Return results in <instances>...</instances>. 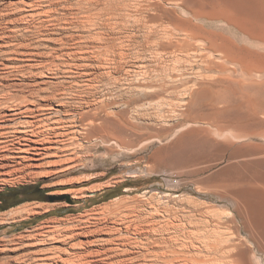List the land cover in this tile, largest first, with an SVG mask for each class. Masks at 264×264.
Wrapping results in <instances>:
<instances>
[{"label": "rangeland", "instance_id": "rangeland-1", "mask_svg": "<svg viewBox=\"0 0 264 264\" xmlns=\"http://www.w3.org/2000/svg\"><path fill=\"white\" fill-rule=\"evenodd\" d=\"M104 1L107 5L110 3V6L117 5L119 10L115 7L118 10L116 11L114 6L110 9L103 3ZM79 2L78 0H0V49H4L6 53L2 54V59L6 61L14 58L17 61L15 66L8 64L11 69L0 65V105L5 104L7 95L26 101L22 102L20 111L16 113L19 115L14 117L13 121H10L12 118L3 117L11 112L8 110L0 112V136L10 132V128L14 126L12 129L14 137L8 139L4 138L5 136L0 137V141L3 140L2 150L0 149V199H5L0 202V264H165L164 261L172 260L177 264L181 259L182 264L184 262L192 264L185 260L190 246L193 247L191 251L194 252V247L200 245L202 237L210 235L215 228L212 227L215 219L212 220L208 213L212 210L222 213L234 212V204L229 196L236 195L235 197L242 201L247 190H252L256 184L258 187L264 184V107L261 106V99L252 96L246 98L237 86L222 81L217 72L206 73V76L211 78L203 82L198 81L200 83L198 84L194 72L199 68L194 62V44H191L194 43V0L116 1L121 4H115L113 0L114 4L109 0H98L97 6L99 2L103 4L100 3L101 6H98L94 12H101L103 16L109 14L105 18H110L109 23L112 24L103 21L106 29L104 24L99 27L101 31L98 32L105 39L103 46H98V40L95 43L93 34L89 33L85 23L87 14L80 11L88 6L84 4L86 0ZM106 10L113 11L107 13ZM111 15L114 17L113 20ZM81 21H84L83 24ZM155 27H159V30ZM160 30L162 33L174 36L173 40L179 43L178 51H174L175 48L172 50L168 48L167 51V48L163 49L155 44L158 41L156 33ZM186 35H190L189 39ZM185 38L188 39L186 43H184ZM124 40H127L126 44L129 41L127 48L122 44ZM244 42L240 40L239 43ZM63 48L65 51L61 50ZM106 51L109 52L107 56H105ZM158 51L162 54L158 53L160 54L158 55ZM120 53L126 54L122 63L128 65L129 69L132 68L131 74L129 73L128 77L125 75L128 68H123V71L119 67L117 71L106 70L107 73H114L112 75L110 73L113 78L107 75L105 78L106 71L98 66H103L104 59H109L110 63H117L121 60L118 57ZM2 59L1 62L5 63ZM160 63L163 64L159 65ZM86 65H91V70L87 69ZM118 65L122 66L120 63ZM114 66L117 67V64L112 65L113 68ZM66 70L69 73L65 72ZM157 75L163 79L157 80L160 78H157ZM94 77L96 82L92 85H100V96H96L97 98L88 99L81 90L73 87L80 81L88 82L87 80ZM170 78L175 81H173L174 85L170 84L172 82H169ZM101 80L103 83L100 82ZM161 80L166 81L163 82L165 89L168 87V90H165L166 93L161 92L160 95L159 93L156 95L151 91L152 89H149L150 93L145 89V93L144 88L137 85L140 83V86H144L142 83L146 81L144 84L151 87V81L152 85L157 86ZM109 81L110 84L112 83L110 86L106 83ZM201 83L204 85L202 86ZM131 84L134 85L133 88ZM107 87L108 91H106ZM121 89L122 93L126 90L125 95H121ZM73 90L79 96H74ZM103 90L106 94H103L105 93ZM115 90H118L120 97ZM77 91H80V94ZM133 91H139L136 93L137 97H140L136 98V93ZM108 92L115 96L111 93L107 95ZM111 96L116 101H112ZM71 97H77V100L73 101ZM128 99L133 105H130V108L123 107ZM103 100L108 104L112 101L110 103L112 108L108 110V113L110 111L112 114L111 117L117 113L112 119L108 117L109 123L127 119V116L132 120L131 114L129 115L131 110H140L138 112L140 117L137 113V116L133 115L135 132L124 128L117 132V136L120 135L118 137L123 136L120 139L128 140L123 145L98 136L89 141L93 142L90 144L87 139L78 135L79 141L75 142L76 144L63 146L53 143L43 146L25 141L27 138L36 141L39 139L31 134L22 133V129L16 125L24 121L36 122V115L52 111L58 113L55 116L59 119L68 121L75 119L71 121L72 125L81 126V123L85 125L86 122L82 121L83 116L80 114L93 115L97 110L95 108L105 103ZM86 102L87 104H84ZM114 102L118 106L116 104L113 106ZM141 105L144 106L140 107ZM68 106H72V109ZM3 107H0L1 111L4 110ZM254 112L258 114L262 124L260 122L254 124L252 121ZM99 113L102 119L107 118L106 113ZM245 128L260 132L257 133L259 136H245L243 134ZM10 140L13 142L9 143ZM80 142L83 143L82 147ZM58 146L65 152L56 154L55 150ZM76 146L81 148L71 151ZM255 146L263 151L259 152L258 149L256 153V150L253 151ZM36 147H46L49 155L46 151L45 154L38 155L39 152L32 149ZM83 147L89 149L84 150ZM26 185L40 187L43 200H37V196L25 200L20 196L16 202L1 196L12 188ZM117 212L120 216H117ZM122 213L124 217L121 216ZM226 220V218L221 219L222 227L227 223ZM207 223L211 227H208ZM53 226L60 227L63 233L72 232L73 239L67 240L65 244L54 243L60 245L55 248L50 246L51 244L39 243L41 234L49 228H54ZM117 229L122 231L109 233L110 230ZM105 239L117 240L115 241L117 244L101 245L96 242ZM73 244L77 246L74 247ZM126 244L129 253L124 254L121 248ZM116 247L119 252L115 250ZM52 252L58 254L50 256ZM202 255L201 259L204 260L209 256L210 259L213 257L209 254L208 256L206 252ZM262 262L264 264V261Z\"/></svg>", "mask_w": 264, "mask_h": 264}, {"label": "bare ground", "instance_id": "bare-ground-1", "mask_svg": "<svg viewBox=\"0 0 264 264\" xmlns=\"http://www.w3.org/2000/svg\"><path fill=\"white\" fill-rule=\"evenodd\" d=\"M101 1V0H100ZM112 0H109V2ZM114 3L116 4H121V2H116L117 0H113ZM139 1V0H138ZM79 2V0H78ZM108 1H106L107 3ZM136 2V1H134ZM143 2V0H142ZM154 2V1H153ZM152 2V3H153ZM80 3V2H79ZM83 3V1H82ZM82 3H80L81 5H83ZM98 0H86V2H84V4H87L88 6H85L86 9L85 10H80L83 13H86L87 16L85 17V23L87 24L86 26L89 28V33L93 34V39L96 43H98V46L104 45L105 39H103V35L98 32L99 27L102 26L104 24L103 21H108L110 18H105L106 16H108L109 14L107 13H111L113 10H110L111 12H107L108 10H106V16L101 15V12H94L98 9V6L100 7L101 5H99L101 2H99L98 6H97ZM105 4V1L103 2ZM101 3V4H103ZM113 3V4H114ZM171 3V2H170ZM174 4V3H172ZM79 5V4H78ZM107 5V4H105ZM104 5V6H105ZM136 5V4H135ZM138 5V4H137ZM103 6V5H102ZM110 9L111 6L113 8L118 7L117 5H112L110 6V3L107 5ZM143 6V4H142ZM147 6V5H144ZM82 7V6H81ZM84 7V8H85ZM136 7V6H135ZM139 7V5H138ZM141 7V5H140ZM104 9V7H102ZM144 8V7H143ZM39 9V8H38ZM76 9V8H75ZM102 9V11H103ZM127 9V8H126ZM124 9V10H126ZM147 9V8H146ZM33 10V9H32ZM78 10V9H77ZM116 11L118 10L115 8ZM121 10V8H120ZM139 10V9H138ZM159 10V8H158ZM101 11V10H100ZM141 11V9L139 10ZM150 11V10H149ZM157 11V10H156ZM42 12V11H41ZM40 12V13H41ZM115 12V11H114ZM113 12V14H114ZM120 12V11H119ZM125 12V11H124ZM123 12V13H124ZM131 13V12H130ZM134 13V12H133ZM158 13V12H156ZM164 13V12H163ZM33 14V13H32ZM31 14V15H32ZM80 14V13H79ZM103 14V13H102ZM127 14V13H126ZM40 15V14H39ZM43 15V14H42ZM116 15V14H115ZM125 15V13H124ZM132 15V14H131ZM33 16V15H32ZM83 16V15H82ZM112 16V15H111ZM146 16V15H145ZM36 17V16H35ZM117 17V16H116ZM115 17V18H116ZM119 17V16H118ZM41 19V17H39ZM82 18V17H81ZM105 18V19H104ZM113 16L112 19L113 20ZM121 18V17H120ZM126 18H129L126 16ZM136 18V17H135ZM131 19V18H130ZM84 20V18H83ZM181 20V19H180ZM123 21V20H122ZM128 21V20H127ZM136 21V20H135ZM142 21V20H141ZM145 21V20H144ZM191 21V19H190ZM84 21H81V23ZM187 22V21H186ZM80 23V22H79ZM107 23V24H108ZM123 23V22H122ZM138 23V22H137ZM153 23V22H152ZM182 23V22H181ZM83 24V23H82ZM111 24V23H109ZM114 24V23H113ZM118 24V23H117ZM120 24V22H119ZM129 24V23H128ZM134 24V23H133ZM164 24V23H163ZM162 24V25H163ZM167 24V23H166ZM188 24V23H187ZM75 25V24H74ZM78 25V24H77ZM112 25V24H111ZM127 25V24H126ZM125 25V27H126ZM136 25V24H135ZM151 25V24H150ZM156 25V24H155ZM105 24H104V28H105ZM110 26V25H109ZM131 26V25H130ZM159 26V25H158ZM81 27V26H80ZM116 27V26H115ZM114 27V28H115ZM118 27V26H117ZM133 27V26H132ZM216 29H213L215 28ZM83 29L85 27H82ZM82 28L80 30H82ZM103 28V27H102ZM101 28V29H102ZM147 28V27H146ZM156 28V27H155ZM106 29V28H105ZM111 29V28H110ZM126 29V28H125ZM128 29V28H127ZM131 29V28H130ZM157 30H159V27L156 28ZM155 29V30H156ZM163 29V28H162ZM168 29V28H167ZM78 30V29H77ZM116 30V29H115ZM120 30V29H119ZM118 30V31H119ZM166 30V29H165ZM179 30V29H178ZM177 30V31H178ZM37 31V30H36ZM101 31V30H100ZM151 31V30H150ZM183 31V30H182ZM85 32V31H84ZM88 33V31H86ZM109 32V31H108ZM156 32V31H155ZM154 32V33H155ZM158 32V31H157ZM161 32V33H160ZM160 32L156 33V40L158 39V41L155 42L156 45L161 46L163 49L168 48L171 50L174 49L178 51L177 47L179 43H176V40L174 41L173 35H170L169 33H162V31L160 30ZM165 32V31H163ZM169 32V30H168ZM171 32V31H170ZM185 32V31H184ZM152 33V31H151ZM37 34V33H36ZM120 34V33H119ZM172 34V32H171ZM174 34V33H173ZM85 35V33H84ZM95 35V38H94ZM74 36V35H73ZM78 36V35H77ZM126 36V35H125ZM153 36V34H152ZM187 36V35H186ZM190 36V35H188ZM187 36V37H188ZM71 37V36H69ZM76 37V36H75ZM128 37V36H126ZM131 37V36H129ZM86 38L87 35H86ZM107 38V37H106ZM133 38V37H132ZM131 38V39H132ZM153 38V37H152ZM182 38V37H181ZM73 39V38H72ZM75 39V38H74ZM127 39V38H126ZM189 39V37H188ZM188 39L185 38L184 39V43L188 42ZM128 40V39H127ZM124 40L122 44H124L125 46L129 43V41L126 44V41ZM240 40H244V43H239ZM82 41V40H81ZM118 41V40H117ZM131 41V40H130ZM194 62L198 65L199 70L197 72H194V78L196 79V81H205V80H209L211 77H207L206 73H211V72H217L220 74L219 78L224 82L227 81L230 84H234L235 86H237L240 89L241 94H245V97H258L261 99V106L264 107V0H194ZM62 42V40H61ZM64 42V41H63ZM116 42V41H115ZM182 42V41H181ZM12 43V42H11ZM17 43V42H16ZM89 43V42H88ZM113 43V42H112ZM114 44V43H113ZM65 46V44H63ZM83 45V44H82ZM80 45V46H82ZM93 45V44H92ZM124 45H122V47L124 48ZM130 45V44H129ZM63 46V47H64ZM79 46V45H78ZM85 46V45H84ZM112 46V45H111ZM115 46V44L113 45ZM131 46V45H130ZM154 46V45H152ZM4 47V46H3ZM95 47V46H94ZM116 47V46H115ZM129 47V46H128ZM5 48V47H4ZM14 48V47H13ZM16 48V47H15ZM68 48V47H67ZM83 48V47H82ZM99 48H103V47H99ZM127 48V46H126ZM132 48V47H131ZM160 48V47H159ZM12 49V48H11ZM89 49V48H88ZM95 49V48H93ZM92 49V50H93ZM118 49V48H117ZM122 49V48H121ZM158 49V48H157ZM6 50V49H5ZM8 50V48H7ZM10 50V49H9ZM61 50H64L61 49ZM90 50V49H89ZM110 50V49H109ZM154 50V49H153ZM184 50V49H182ZM65 51V50H64ZM112 51V50H111ZM115 51V50H114ZM113 51V52H114ZM127 51V50H126ZM157 51V50H156ZM61 52V51H60ZM90 52V51H88ZM102 52V51H101ZM155 52V51H154ZM170 52V51H169ZM3 53H5L4 49H0V65H5L4 67H8L11 69V66H15V64L17 63V61L13 59L3 60ZM23 53V52H22ZM119 53V52H118ZM153 53V52H152ZM160 53L159 51L157 52V54ZM6 54V53H5ZM109 54L108 51H106V55L107 56ZM129 54V53H128ZM156 54V57H157ZM162 54V53H160ZM158 54V55H160ZM172 54V53H170ZM176 54V53H174ZM117 55V54H116ZM125 55L124 53H120L118 55V57L121 59L119 60L117 63H110L108 62L109 59H104L103 62V66L100 67L98 66V68H100L101 70H110V71H117L119 70V67H121V69L123 70V68H128L126 70L125 75H129L130 71H132L131 69H129V67L125 66V64L122 63V60L125 61ZM6 56V55H4ZM8 56L9 53H8ZM104 56V54H103ZM163 56V55H162ZM174 56V55H173ZM13 57V56H12ZM74 57V56H73ZM83 57V56H82ZM81 57V58H82ZM115 57V56H114ZM161 57V56H160ZM159 57V58H160ZM175 57V56H174ZM178 57V56H177ZM80 58V59H81ZM89 58V57H86ZM130 58V57H129ZM158 58V57H157ZM154 58V59H157ZM163 58V57H162ZM161 58V59H162ZM179 58V57H178ZM1 59L3 61H5V63L1 62ZM7 59V58H6ZM79 59V62L81 61ZM90 59V58H89ZM174 59V58H173ZM75 60V59H74ZM115 60V59H114ZM159 60V59H158ZM157 60V62H158ZM70 61V60H69ZM87 61V60H86ZM89 61V60H88ZM96 61V60H95ZM113 61V60H111ZM116 61V60H115ZM113 61V62H115ZM155 61V60H154ZM160 61V60H159ZM163 62V60H161ZM68 62V61H67ZM66 62V63H67ZM165 62V61H164ZM65 63V64H66ZM73 63V62H72ZM77 63V62H76ZM81 63V62H80ZM85 63V62H84ZM89 63V62H88ZM118 63H120L122 66H119ZM128 63V62H127ZM11 66H9V65ZM21 64V63H20ZM97 64V63H96ZM101 64V63H100ZM113 64H117V67L113 68L112 65ZM130 64V63H129ZM163 63H160L159 65H161ZM57 65V64H56ZM74 65V64H73ZM77 65H79V63H77ZM92 65V64H91ZM91 65H86L87 69L91 67ZM124 65V66H123ZM25 66V65H24ZM34 66V65H33ZM70 66V65H69ZM80 66V65H79ZM130 66V65H129ZM3 67V66H2ZM26 67V66H25ZM31 67V65L29 66ZM59 67V64H58ZM64 67V65H63ZM85 67V66H84ZM95 68V64L93 66ZM16 68V67H15ZM14 68V69H15ZM56 68V67H55ZM66 68V67H64ZM80 68V67H79ZM92 68V67H91ZM90 68V70H91ZM22 69V68H21ZM19 69V70H21ZM26 68H23V70ZM32 69V67H31ZM17 70V69H16ZM30 70V69H29ZM72 70V69H71ZM96 70V69H95ZM99 70V69H97ZM100 70V71H101ZM121 70V71H122ZM172 70V69H171ZM179 70V69H178ZM31 71V70H30ZM73 71V70H72ZM120 71V72H121ZM124 71V70H123ZM136 71V70H135ZM174 71V70H173ZM65 72L69 73L68 70H66ZM109 72V71H108ZM142 72V71H141ZM140 72V73H141ZM176 72V71H174ZM87 73V72H86ZM104 73V72H103ZM111 73V72H110ZM107 73L106 74L109 78H113L111 77V75L114 73ZM139 73V74H140ZM161 73V72H160ZM173 73V72H172ZM88 74V73H87ZM85 74V75H87ZM91 74V72H90ZM131 74V73H130ZM143 74V73H142ZM156 74H158V72L156 71ZM44 75V74H43ZM66 75V74H65ZM117 75V74H116ZM145 75V74H144ZM143 75V76H144ZM159 75V74H158ZM157 75V76H158ZM105 76V78L107 77ZM122 76V74H121ZM136 76V75H135ZM138 76V75H137ZM136 76V77H137ZM142 76V75H141ZM142 76V77H143ZM82 77V76H81ZM93 77V76H91ZM96 77V76H95ZM94 77V79H95ZM125 77V76H124ZM129 77V76H128ZM127 77V78H128ZM147 78V76H144ZM155 77V76H154ZM160 76H158L157 78H159ZM162 77V74H161ZM159 78L156 79L160 80L163 78ZM62 78V77H61ZM67 78V77H66ZM80 78V77H79ZM85 78V76H84ZM97 78V77H96ZM104 78V79H105ZM108 78V79H109ZM135 78V77H134ZM141 78V77H140ZM149 78V77H148ZM70 79V78H68ZM89 79L87 80L88 82L84 81H80V83L76 84L74 83L76 90H81V93H84L88 99L89 97H99V91H100V85H92L93 83L96 82V79L94 80ZM121 79V78H120ZM129 79V78H128ZM138 79V78H137ZM150 79V78H149ZM148 79V81H149ZM155 79V80H156ZM169 79V78H168ZM171 79V78H170ZM178 78H176L177 80ZM180 79V78H179ZM98 80V79H97ZM106 80V79H105ZM110 80V79H109ZM117 80V79H116ZM135 80V79H133ZM144 80V79H143ZM154 80V81H155ZM114 81V80H113ZM111 81V82H113ZM118 81V80H117ZM128 81V80H126ZM141 82V80H139ZM138 81V83H139ZM153 81V80H152ZM165 80H161L159 81L160 84L158 85V82H155L157 84L156 85H152L151 81H150V85L151 87H147L144 83H142V85L144 86H140V83L137 84L139 87L144 88V92L146 93L145 89H152L151 91H153L154 93H160L168 90L165 89ZM172 81L169 80V82ZM174 81V80H173ZM173 81L170 82V84H173ZM99 82V81H97ZM102 82V80L100 81ZM116 82V81H115ZM134 82V81H133ZM163 82V83H161ZM175 82V81H174ZM66 83V82H65ZM103 83V82H102ZM109 83L108 85L110 86V81L106 82ZM114 83V82H113ZM119 83V82H118ZM147 84V83H146ZM198 84H200L198 82ZM108 85H104V86H108ZM115 85V84H114ZM119 85V84H118ZM130 85V84H129ZM135 85V86H137ZM174 85V84H173ZM202 85V83H201ZM204 85V84H203ZM202 85V86H203ZM1 86V85H0ZM108 86V87H109ZM134 86L133 84H131V87ZM146 86V87H145ZM149 86V85H148ZM169 86V85H168ZM200 86V85H199ZM102 87V86H101ZM107 87V88H108ZM227 87V86H226ZM232 87V86H231ZM1 88V87H0ZM106 88V87H105ZM113 88V87H112ZM122 88V87H120ZM119 88V89H120ZM133 88V87H132ZM131 88V89H132ZM237 88V90H238ZM115 89V87H114ZM117 89V88H116ZM118 89V90H119ZM123 89V88H122ZM122 89L120 90V92L122 91ZM130 89V88H129ZM130 89V90H131ZM138 89V88H137ZM234 89V88H233ZM109 88L106 90L108 91ZM118 90L116 91V94H118ZM128 90V89H127ZM139 90V89H138ZM141 90V89H140ZM205 90V89H204ZM235 90V89H234ZM237 90L235 91L237 93ZM75 90H73L72 92H74ZM104 91V90H103ZM113 91V92H115ZM126 91V90H125ZM123 90V93L121 95H125ZM239 91V90H238ZM78 92V91H77ZM80 92V91H79ZM78 92V93H79ZM105 92V91H104ZM112 92V91H111ZM110 92V93H111ZM119 92V93H120ZM134 92V91H133ZM139 92V91H136ZM134 92V93H136ZM150 93V90L148 91ZM147 92V93H148ZM168 92V91H167ZM233 92V91H232ZM108 92L107 95L110 94ZM128 92H126V96ZM131 93V92H130ZM145 93H141L142 95ZM166 93V91H165ZM234 93V92H233ZM239 93V92H238ZM69 94V93H68ZM65 94V95H68ZM80 94V93H79ZM103 94H106L103 93ZM113 95V93H111ZM110 94V95H111ZM133 94V93H131ZM163 94V93H162ZM235 94V93H234ZM64 95V96H65ZM99 95V96H98ZM106 95V96H107ZM140 95V94H139ZM158 95V97H159ZM255 95V96H254ZM74 96H79L77 94H75L74 92ZM103 96V95H102ZM101 96V97H102ZM105 96V95H104ZM115 96V95H113ZM118 96L120 97V95L118 94ZM151 96V95H150ZM7 97V101H5L4 105H0L4 106V110H0V112H4L6 110H8L9 112H11V114H5L3 117L4 118H12L10 119V121H13L14 117H17L19 114H16L17 112L20 111L21 109V104L22 102L25 103L26 101L20 100L21 98H18L16 96H6ZM68 97V96H66ZM82 97V95L80 96ZM96 97V98H97ZM123 97V96H122ZM125 97V96H124ZM123 97V98H124ZM135 97V96H133ZM140 97V96H138ZM137 97V93H136V98ZM149 97V95H148ZM251 97V98H252ZM23 98V97H22ZM25 98V97H24ZM73 98V101H76L77 97H71ZM110 99V97H108ZM118 98V97H116ZM83 99V98H82ZM108 99V100H109ZM112 99V96H111ZM114 99V97H113ZM112 101H116L113 100ZM121 99V98H119ZM126 99V98H125ZM140 99V98H139ZM250 99V98H249ZM257 99V98H256ZM26 100V99H24ZM87 100V99H86ZM98 100V99H97ZM101 100V98H100ZM107 100V99H106ZM122 100V99H121ZM129 101L124 104L123 107H127L130 108V105H133V103H131L130 99H128ZM134 100V99H132ZM248 100V99H247ZM79 101V100H78ZM94 101V100H93ZM104 101V100H103ZM111 101V100H110ZM111 101V102H112ZM126 101V100H124ZM245 101V100H244ZM254 101V100H253ZM4 102V101H3ZM85 102V101H84ZM105 102V101H104ZM110 102V103H111ZM119 102V101H118ZM135 102V101H132ZM137 102V100H136ZM74 103V102H73ZM106 103V104H105ZM103 105L101 104L100 107L95 108L97 109L96 112L93 115H84V114H80L82 118L83 122H86V124L84 125L83 123H81V126H75L72 125L71 121L68 120H63L57 118L55 115L58 114L57 112L54 113V111H52L53 109H51V111L54 113H39V115H36V122H30V121H24L21 122L18 125V127H20L22 130L21 132L24 134H31L33 137H36L37 139H39V141L36 140H31V139H25V141L28 142H33V143H38L40 145H46V144H53V143H58L61 144L63 146H68L71 144H76L75 142H78L79 137L78 135H81L84 139H87V141H92V139L96 138L98 136V138H107L108 140L111 139L114 142L120 143V144H124L125 142H127V138L126 139H120L121 137L118 134L117 136V132L119 130H130V131H134L135 132V125L132 123V120H134L133 115L137 116L138 112L140 110H136V111H132L129 113V115L131 114V119H128V116L126 117L127 119H122V120H118V121H113L111 123H109L108 121V117H110V119H112L113 116L117 115V113L115 115H113L111 117L112 114H110V111L108 113V110L112 108V106L110 105V103L108 104V102H105ZM120 103V102H119ZM123 103V102H121ZM159 103V102H158ZM252 103V101H251ZM68 104V103H67ZM79 104V103H77ZM82 104V102H81ZM80 104V105H81ZM84 104H87L84 103ZM83 104V105H84ZM116 104L118 106L117 103H112ZM157 105V102L155 103ZM207 104V103H206ZM76 105V104H75ZM81 105V106H83ZM115 105V106H116ZM154 105V104H152ZM253 105V103H252ZM29 106V105H28ZM89 106V105H88ZM114 106V105H113ZM121 106V105H120ZM144 105H141L140 107H143ZM151 106V105H150ZM239 106V105H238ZM66 107V106H64ZM70 107V106H68ZM72 107V106H71ZM70 107V109H72ZM77 107V106H76ZM79 107V105H78ZM156 107V106H155ZM155 107H151V108H155ZM162 107V106H160ZM116 107H114L115 109ZM139 108V107H138ZM148 108V107H147ZM150 108V107H149ZM256 108V107H255ZM262 108V107H261ZM46 109V108H45ZM44 109V111H46ZM82 109V108H79ZM140 109V108H139ZM159 109V108H158ZM258 109V108H257ZM256 109V110H257ZM121 110V109H120ZM142 110V108H141ZM145 110V108L143 109ZM148 110V109H147ZM150 110V109H149ZM163 110V109H161ZM254 110V111H256ZM75 111V110H74ZM128 111V109H127ZM130 111V110H129ZM70 112V111H68ZM99 112H103L104 114L106 113V117L102 119V116H99ZM116 112V111H115ZM120 112V111H118ZM147 112V111H146ZM258 112V111H257ZM27 113V112H25ZM67 113V112H66ZM71 113V112H70ZM137 113V114H136ZM142 113V111H141ZM144 113V111H143ZM158 114V112H156ZM255 114V118H252V121L254 122V124H258L257 122H260L262 124V121L260 120L258 114H256V112H254ZM22 114V113H21ZM73 114V113H72ZM71 114V115H72ZM103 114V115H104ZM114 114V113H113ZM119 114V113H118ZM128 114V113H127ZM136 114V115H135ZM24 115V114H23ZM70 115V114H69ZM148 115V114H147ZM257 115V116H256ZM67 116V115H64ZM122 116V114H121ZM146 116V115H145ZM144 116V118H145ZM158 116V115H157ZM163 116V115H162ZM161 116V117H162ZM70 117V116H69ZM117 117V116H116ZM115 117V119H117ZM125 117V116H122ZM138 117L139 114H138ZM25 118V117H24ZM114 118V117H113ZM130 118V117H129ZM163 118V117H162ZM114 119V120H115ZM138 118H136L137 120ZM75 120V119H74ZM73 120V121H74ZM77 120V119H76ZM135 120V121H136ZM145 120V119H144ZM159 120V119H158ZM236 120V119H235ZM72 121V122H73ZM78 121V120H77ZM79 121V122H82ZM157 121V120H156ZM160 121V120H159ZM233 121V120H232ZM249 121V120H247ZM245 122L246 124L248 122ZM264 121V119H263ZM228 122V121H227ZM242 122V121H241ZM244 122V121H243ZM252 122V123H253ZM77 124V123H76ZM96 124L98 126H96ZM231 124V123H229ZM264 124V123H263ZM38 126V127H37ZM139 126V125H138ZM228 126V125H227ZM14 128V126H13ZM13 128H10V132H7L5 134H3V136H5L4 138H12L14 137V131H12ZM17 128V127H16ZM124 128V129H123ZM138 128V127H137ZM230 128V127H229ZM19 129V128H17ZM231 129V128H230ZM237 128H235L236 130ZM252 129V128H251ZM97 130V132H96ZM139 130V129H137ZM234 130V129H233ZM127 132V131H126ZM243 134L245 136H259L256 130H250V129H244L243 130ZM263 132V131H262ZM124 134V133H123ZM242 134V133H241ZM240 134V135H241ZM238 135V134H237ZM243 135V136H244ZM2 136V135H1ZM0 136V137H1ZM2 136V137H3ZM152 136V135H151ZM242 136V135H241ZM81 137V138H82ZM126 137V136H125ZM246 137V139H247ZM262 137V135L260 136ZM82 138V139H83ZM241 139V137H239ZM243 138V137H242ZM83 139V140H84ZM101 140V139H100ZM131 140V139H130ZM3 141V140H2ZM2 141H0V149L2 150ZM6 142V141H5ZM10 142H13V140H10ZM82 142V141H81ZM80 142V143H81ZM90 143V142H89ZM93 143V142H91ZM90 143V144H91ZM107 143V141H106ZM110 143V142H109ZM8 144V143H7ZM79 144V143H78ZM82 144H80V146L82 147ZM130 144V143H129ZM257 144V143H256ZM6 145V144H5ZM127 145V144H126ZM250 145V144H249ZM25 147H31L30 145H24ZM80 146H76L73 150L71 149V151L77 150L79 148H81ZM84 146V145H83ZM94 146V145H93ZM49 147V146H48ZM51 147V146H50ZM97 147V146H96ZM131 147V146H128ZM127 147V148H128ZM133 147V146H132ZM253 147V146H251ZM256 147V146H255ZM254 150H258L263 151L262 149L260 150V147H256V149ZM4 148V147H3ZM5 148H7L5 146ZM69 148V147H68ZM85 147H83L84 149ZM92 148V147H91ZM262 148V146H261ZM37 150L38 155L39 154H45L44 151L49 152L48 149L45 147H36V148H32ZM82 149V150H83ZM89 149V148H88ZM88 149H84V150H88ZM94 149V148H93ZM129 149V148H128ZM264 149V147H263ZM22 150V149H21ZM20 150V151H21ZM28 150V149H27ZM24 150V151H27ZM81 150V151H82ZM83 150V152H84ZM6 151V150H5ZM52 151V150H51ZM90 151V150H89ZM2 152V151H1ZM29 152V151H28ZM56 154L59 152H65L64 149H61L60 146H58V148H56L55 150ZM54 152V153H55ZM82 152V153H83ZM16 153V152H15ZM18 153V152H17ZM20 153V152H19ZM25 153V152H23ZM248 153V152H247ZM258 153V151L256 152ZM254 153V154H256ZM262 153V152H261ZM48 154V153H47ZM46 154V155H47ZM78 154V153H77ZM246 154V153H245ZM49 155V154H48ZM43 156V155H42ZM66 156V155H65ZM256 156V155H255ZM1 157V156H0ZM17 157V156H16ZM15 157V158H16ZM23 157V156H22ZM82 158V156H79ZM20 158V157H19ZM244 169V168H243ZM263 175V174H262ZM260 178V177H259ZM262 179V178H261ZM260 179V180H261ZM264 179V178H263ZM262 179V180H263ZM263 182V181H262ZM261 182V183H262ZM260 185V184H259ZM262 187V188H260ZM252 188V187H251ZM247 190V189H246ZM245 197L244 199L242 198L241 200H238L235 196H229L231 198V200L233 201L234 204V212H219L217 210H212L211 212H209L208 214H210V217H212L214 220L215 219V223L213 222V226L215 227L213 231L210 232V235H208L207 237H202V242L200 243L199 246L194 247V252L196 255H194L193 251V247L190 246V250H188L189 252L185 255V260L188 263H194L196 262V264H263L262 261H264V184L262 186H254V188H252V190H247V193H245ZM226 196V195H225ZM228 197V199H229ZM178 198V196H177ZM242 203V204H241ZM125 205V204H124ZM107 206V205H106ZM107 208V207H106ZM129 208V207H128ZM233 208V207H232ZM112 210V209H111ZM127 210V209H126ZM139 212V211H138ZM111 213V212H110ZM108 213V214H110ZM116 213V212H115ZM118 213V212H117ZM206 213V212H205ZM119 214V213H118ZM117 216H120V214ZM123 214V215H122ZM121 216L124 217V213H122ZM137 214V213H136ZM142 214V213H141ZM152 214V213H151ZM111 215V214H110ZM149 215V213H148ZM109 216V215H108ZM116 216V215H114ZM126 217H128L127 215H125ZM205 216V215H204ZM122 217V218H123ZM226 218L227 223L225 224V226H221L220 221L221 219ZM126 219V218H125ZM120 220V219H118ZM122 220V219H121ZM126 221V220H125ZM140 221V220H139ZM204 221V220H203ZM119 222V221H118ZM145 222V221H144ZM96 223V222H95ZM98 223V222H97ZM102 223V222H101ZM204 223V222H202ZM224 223V222H223ZM94 224V223H93ZM99 224V223H98ZM121 224V223H120ZM208 224V223H207ZM207 224L205 226H207ZM96 225V224H95ZM152 225V224H151ZM224 225V224H223ZM50 226V225H49ZM124 226V225H123ZM54 227V226H53ZM208 227H211L208 224ZM45 228V227H44ZM154 228V227H153ZM130 229V228H129ZM103 230V229H102ZM127 230V229H126ZM207 230V229H206ZM64 231V230H63ZM66 231V230H65ZM122 230L121 229H117V230H110L109 233H114V232H118L120 233ZM150 231V230H149ZM158 231V230H157ZM208 231V230H207ZM139 232V231H138ZM155 232V231H154ZM160 232V231H159ZM209 232V231H208ZM117 233V235H118ZM125 233V232H124ZM122 233V234H124ZM127 233V232H126ZM130 233V232H129ZM137 233V232H136ZM156 233V232H155ZM116 234V233H115ZM160 234V233H159ZM152 235V234H151ZM41 238H39V243L41 244H51L50 246H53V248L60 246L58 244H54V243H62L65 244V242H68L67 240L69 239H73L74 236H72V232L70 234L65 232H61L60 227H54L52 229L49 228V230L45 231L43 234H41ZM112 236V235H111ZM110 236V237H111ZM114 236V235H113ZM127 236V235H126ZM201 237V236H199ZM121 238V237H119ZM151 238V237H150ZM124 239V238H123ZM201 239V238H200ZM119 240V239H118ZM159 240V239H158ZM57 241V242H56ZM62 241V242H61ZM117 241V240H115ZM114 240H109V239H105V240H97L96 242L101 244V245H108V244H114L116 245L117 243ZM95 242V243H96ZM131 242V241H130ZM129 243V242H128ZM45 244V245H46ZM134 244V243H133ZM74 245V244H73ZM119 245V244H118ZM117 245V246H118ZM124 245V242H123ZM77 245H74V247H76ZM110 246V245H109ZM122 246V245H121ZM73 247V246H72ZM119 247V246H118ZM52 248V247H51ZM66 248V247H65ZM117 248V247H116ZM120 248V247H119ZM132 248V247H131ZM134 249V247H133ZM137 249V248H136ZM141 249V248H140ZM116 251L119 252L118 248L115 249ZM122 252L124 254L129 253V251L127 252V244L124 246V248H121ZM120 250V251H121ZM192 250V251H191ZM111 251V250H110ZM107 252V251H106ZM114 252V251H113ZM121 252V253H122ZM206 252L207 255H213V257L210 259L209 257H207L205 260L201 259L203 258L202 253ZM98 253V251H97ZM52 255L50 256H56L58 253L56 252H52ZM106 254V253H105ZM108 255V254H107ZM202 255V256H201ZM206 254H204L205 256ZM49 256V257H50ZM199 257V259L197 258ZM206 257V256H205ZM140 258V257H139ZM40 260V259H39ZM180 260V257H179ZM182 261V259H181ZM179 262L177 264H182V262ZM165 264H175V261H164ZM186 262H184L185 264ZM107 264V263H106Z\"/></svg>", "mask_w": 264, "mask_h": 264}, {"label": "trees", "instance_id": "trees-1", "mask_svg": "<svg viewBox=\"0 0 264 264\" xmlns=\"http://www.w3.org/2000/svg\"><path fill=\"white\" fill-rule=\"evenodd\" d=\"M39 188L40 187L34 186V185L21 186L18 188H12V189L8 190V193L3 194L1 196L9 198L10 200H14L16 202H18V199L20 196L24 197L25 200L30 199L29 197L37 196L38 197L37 200L42 201L43 200V197L41 195L42 191ZM3 200H5V199H0V202H3Z\"/></svg>", "mask_w": 264, "mask_h": 264}]
</instances>
